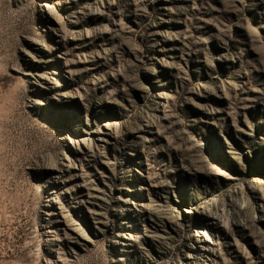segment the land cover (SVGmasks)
Segmentation results:
<instances>
[{"label": "rangeland", "instance_id": "obj_1", "mask_svg": "<svg viewBox=\"0 0 264 264\" xmlns=\"http://www.w3.org/2000/svg\"><path fill=\"white\" fill-rule=\"evenodd\" d=\"M0 264H264V0H0Z\"/></svg>", "mask_w": 264, "mask_h": 264}]
</instances>
